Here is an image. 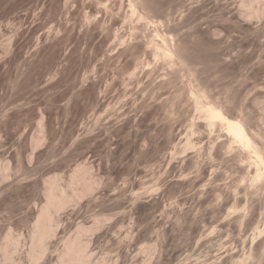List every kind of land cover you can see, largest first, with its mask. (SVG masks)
I'll use <instances>...</instances> for the list:
<instances>
[{
	"label": "rangeland",
	"instance_id": "1",
	"mask_svg": "<svg viewBox=\"0 0 264 264\" xmlns=\"http://www.w3.org/2000/svg\"><path fill=\"white\" fill-rule=\"evenodd\" d=\"M130 2H135L141 17L131 13ZM152 2L0 0V125L11 138L10 145L0 147V181H4L0 184L4 192L0 197V264H64L68 240H76L85 251L83 261L74 264H231L250 247L243 237L264 228V216L246 211L242 194L226 195V184H231L228 175L255 178V174L239 169L233 173L220 164L214 173L213 166L205 164L192 177L189 150L196 145L178 144L183 130L160 124L167 92L154 96L151 76L138 71L149 56L159 64L169 58L160 54L151 37L145 42L144 30L154 25L147 18V5ZM180 3L164 0L160 6L176 8ZM249 3L238 0L242 16L251 14ZM236 16L232 0L227 4L221 0L219 5L206 0L193 13L194 19L229 22L233 40L225 51L237 52L229 71L264 78V70L258 67L264 62L261 32L243 26ZM198 30L203 32L204 25ZM156 33L158 45L165 44L164 33ZM203 54L207 70L212 71L213 60L222 53L207 48ZM43 83L48 86L42 88ZM194 92L190 93L193 98ZM200 93V99L208 102ZM84 104L88 105L86 113H82ZM148 113L155 122L152 126L142 122ZM75 114L81 115L73 123L70 117ZM101 121L113 125L116 137L115 152L105 149L107 140L104 144L90 141L98 153L106 152L103 169L91 150L79 159L83 152L79 149L62 167L52 166L48 171L42 149L55 151L56 145L48 148L53 135L62 147L64 141L77 139L80 129L90 134ZM156 125L161 127L159 134ZM219 131L225 134L220 139L230 138L222 126ZM143 133L152 134L150 153L135 151ZM231 143L226 146L229 150ZM177 148L188 153V158L163 164L166 152L170 158L181 155ZM30 159L41 160L40 171L19 176ZM125 166L127 170L119 176L112 171ZM180 176L192 178L181 180ZM101 186L105 190L98 195ZM37 190L41 198L26 207ZM51 196L58 198L56 205H48ZM44 205L52 220L46 223L48 233L38 240L37 218Z\"/></svg>",
	"mask_w": 264,
	"mask_h": 264
},
{
	"label": "clouds",
	"instance_id": "2",
	"mask_svg": "<svg viewBox=\"0 0 264 264\" xmlns=\"http://www.w3.org/2000/svg\"><path fill=\"white\" fill-rule=\"evenodd\" d=\"M217 5L221 0H213ZM225 4L229 0H223ZM119 3V0H115ZM164 0H153L147 7L149 8L148 19L154 21V25H149L145 29V42L151 37L157 43L160 42L159 36H154V32H163L165 46L171 52V56L166 59L163 64L155 62L150 56L144 59L138 65L140 73H147L151 76L152 85L156 86V92L153 95L163 94V116L160 124L167 127H180L183 130L178 144L194 143L195 149H190L193 158L192 177L197 175V168L205 164L213 166V172L218 171L216 165H224L230 168L233 173L235 170H247V173H254L255 178L246 174L243 178L240 175H228L231 184H226V195L235 194L243 195L242 201L244 209L255 216L259 213L264 216V78L257 79L251 72L248 75L243 73H233L229 71L237 52L233 50L225 51V48L232 43L233 36L229 31V22H211L207 17L193 18L196 9L202 8L206 0H181L178 7H161ZM115 6V5H113ZM243 5L238 4V0H232V8L236 9L237 20L243 26H249L261 32V43H264V0H250L248 7L252 9L251 14H240ZM204 25V31L198 29ZM144 29V24L140 25ZM207 48H214L222 54L213 60L214 68L208 71V61L203 52ZM15 56L16 54L13 53ZM8 59H12L9 57ZM151 61V62H150ZM255 63V62H254ZM258 67L264 70V62ZM163 69V71H161ZM42 88L47 87L46 83L40 85ZM199 94L201 91L207 96L208 103L215 106L221 112V115L232 121H239L248 130L250 137L248 143L257 146L259 154L250 147L252 159H248L247 152H241L235 144H232L231 150L226 146L231 143L230 138L220 139L225 134L220 133L219 126L213 128L209 126V122L204 119V113L196 108L192 102L191 91ZM261 103L259 106L256 101ZM83 112L86 113L88 105H82ZM81 115V114H80ZM80 115L70 117L73 123L78 122ZM124 117H121L123 120ZM137 119H140L137 117ZM146 126H152L155 122L151 113L144 115L143 121ZM88 124L87 121H85ZM113 125L101 121L93 127V131L89 134L84 128L80 129V136L75 140L64 141L61 147L53 135L48 144V148L56 145L54 152H46L43 161H46L52 170V166H63L62 162L70 160L73 154L79 149H83L79 159H83L91 150L95 160L100 162L103 169V162L106 152H97L95 148H91V140H99V144H104L105 140L111 148L105 145V149L115 152L116 137L112 135ZM155 132H161L160 125H156ZM20 137L24 136L21 132ZM11 144V138L0 125V147ZM152 147V134L143 133L136 140V150L141 153H150ZM180 156H171L165 153L163 164H170L172 160L187 159L188 153L182 152L177 148ZM63 153V155H61ZM133 153H131L132 158ZM55 157V159H53ZM131 160V159H130ZM75 164V161H73ZM8 166V162H6ZM42 166L41 160H28L25 162L26 171L19 173V176H31L33 171L39 172ZM70 170V169H69ZM127 170L124 168H113L119 176ZM106 171V170H105ZM163 171V168H162ZM101 176V172L96 173ZM192 177L180 176L181 180H188ZM258 178V179H257ZM164 181L162 180L161 183ZM4 181H0V184ZM39 183V181H38ZM105 189L101 186L98 195ZM4 195L0 191V197ZM145 195H148L145 193ZM41 193L37 190L34 195L29 197V203L26 207H31L32 200H39ZM72 211V209H69ZM23 239L21 234L19 237ZM245 242H250V247L244 249V256L239 260H232L231 264H264V228L254 230L243 237ZM231 247V246H230ZM223 247L221 251H223ZM235 251V249H232ZM227 255V253H225ZM240 256V253H236ZM64 264H68L67 261Z\"/></svg>",
	"mask_w": 264,
	"mask_h": 264
},
{
	"label": "bare ground",
	"instance_id": "3",
	"mask_svg": "<svg viewBox=\"0 0 264 264\" xmlns=\"http://www.w3.org/2000/svg\"><path fill=\"white\" fill-rule=\"evenodd\" d=\"M134 3L135 2H130L129 3V5L131 7V13L134 14V15L136 14L137 16L141 17V14H139V12L137 10V7H136V5ZM138 21H139V19L137 20V22ZM155 34L157 35L158 33L155 32L153 35H155ZM163 40H164V36H163ZM154 45L156 46V48H157V50L159 52L161 51L160 54H162L164 57L165 56H167V57L171 56V52L167 49V47H165V44L158 45V43L155 42ZM157 53L158 52H156V54ZM201 94L202 93L196 94L195 95L196 97L195 98L192 97V98L194 99L195 107H197L198 109H200L204 113V119H206L209 122V126H214V125H217V124L222 126L226 130V133L228 134V137H230L232 142H234L240 148H242L245 151H247V153L251 157H252V152L248 151V149L250 147L253 149V151H256V153L258 155L259 152H258L257 146L254 143L252 145H249V143H248L250 137H249L245 127L243 126V124L241 122H239V121L229 120L225 116L221 115V112L218 109H216L215 106H213L212 104H210L208 102H204V100L202 101L200 99L201 98ZM58 201H59L58 198L55 197V196H51V197H49L47 199L48 205H49V203L52 204V205L53 204L56 205L58 203ZM48 209L49 208L47 207V205H44L43 207H41V210H40L38 218H37V224H36V230H37L36 237L37 238L36 239H38V240H40V238L42 236H45L48 233V231H49V230H47V233L45 234L46 227H47L46 223L49 222L50 220H52V218H51L52 216L50 215V212H49ZM50 223H51V221H50ZM48 226H49V224H48ZM43 233L45 235H42ZM82 247H83L82 244H78V242L76 240H73V241L72 240H70V241L68 240V244L66 246V253L68 255L66 261L68 262V264H74L75 261H76V263H81L83 261V259L85 258V251H84V248H82Z\"/></svg>",
	"mask_w": 264,
	"mask_h": 264
}]
</instances>
